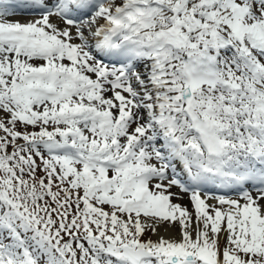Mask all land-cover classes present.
<instances>
[{
	"label": "snow or ice",
	"instance_id": "1",
	"mask_svg": "<svg viewBox=\"0 0 264 264\" xmlns=\"http://www.w3.org/2000/svg\"><path fill=\"white\" fill-rule=\"evenodd\" d=\"M0 264H264V0H0Z\"/></svg>",
	"mask_w": 264,
	"mask_h": 264
},
{
	"label": "rangeland",
	"instance_id": "2",
	"mask_svg": "<svg viewBox=\"0 0 264 264\" xmlns=\"http://www.w3.org/2000/svg\"><path fill=\"white\" fill-rule=\"evenodd\" d=\"M173 191H178V189H173ZM187 198H188V197L185 195V201H184V202L187 201ZM173 202H179V201H175V200H174Z\"/></svg>",
	"mask_w": 264,
	"mask_h": 264
}]
</instances>
